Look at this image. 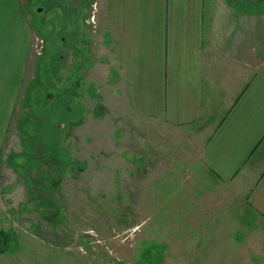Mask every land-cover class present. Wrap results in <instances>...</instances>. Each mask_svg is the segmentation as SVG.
<instances>
[{
    "label": "rangeland",
    "instance_id": "obj_1",
    "mask_svg": "<svg viewBox=\"0 0 264 264\" xmlns=\"http://www.w3.org/2000/svg\"><path fill=\"white\" fill-rule=\"evenodd\" d=\"M19 1L34 34L28 79H35L4 145L0 229L10 242L0 264H264V225L249 204L257 178L244 171L222 179L208 168L210 120L180 123L162 114L153 83L166 66L154 63L161 54L149 58L162 45L153 43L148 56V43L140 40L144 63H130L124 49L127 63L111 65L99 57L96 34L92 53L98 65L109 64L99 65L102 77L97 70L86 75L103 86L107 81L98 91L82 74L94 60L74 11L97 10L96 2ZM116 3L125 13L132 6L122 15L124 30L161 22L166 9H177L171 19L178 25L191 18L179 10L232 7L229 0ZM241 8L250 11L243 18L252 35L262 30L264 0L237 1ZM113 68L123 78L118 89ZM194 84L189 79L188 86Z\"/></svg>",
    "mask_w": 264,
    "mask_h": 264
},
{
    "label": "crops",
    "instance_id": "obj_2",
    "mask_svg": "<svg viewBox=\"0 0 264 264\" xmlns=\"http://www.w3.org/2000/svg\"><path fill=\"white\" fill-rule=\"evenodd\" d=\"M91 1L96 2L97 10L89 5L74 9L78 16V33L86 35L83 46L90 49L87 51L94 60L93 66L82 69L85 80L94 79L87 76L91 71L96 76V70L102 77L99 65L108 64L104 61L98 65L92 53L96 34L99 57L108 59L111 65L127 63L122 61L124 49L130 52V63L142 64L145 61L138 59L137 52L140 40L148 43V56L151 54L149 50L155 47L152 44L160 43L161 52L157 47V52L149 58L159 59L161 54V61L154 63L166 66L163 79H158H161L162 85L158 80L153 83V88L158 86L153 95L163 98L162 114L167 112L169 120L171 118L180 123L201 118L210 120L215 131L204 151L206 165L222 179L244 171L257 178L250 190L249 204L256 214L255 221L264 225V27L252 35L250 25L246 24L250 11L237 9V1L240 0H229L231 8L221 9L216 5L207 10L202 5L199 10L195 8L183 12L178 9L180 14L185 13L184 16L191 13L189 22H183V19L181 24L174 25L171 18L177 9H166L161 22L148 21L146 26L135 24L124 30L122 15L127 17L132 6L125 13L123 4L116 3L119 0ZM0 9L1 167L14 115L22 109L25 112L28 91L35 77L28 79L30 64L34 68V34L20 1L0 0ZM95 27L96 33L93 32ZM113 69L119 75L113 85L118 89L123 78L118 69ZM189 79L196 83L193 89L188 86ZM89 81L98 87V91L109 86L107 81L106 87L96 79ZM157 104L153 103V107ZM20 122L21 118L16 122L17 129ZM1 182L0 174V208ZM261 235L257 236L258 240H262Z\"/></svg>",
    "mask_w": 264,
    "mask_h": 264
},
{
    "label": "trees",
    "instance_id": "obj_3",
    "mask_svg": "<svg viewBox=\"0 0 264 264\" xmlns=\"http://www.w3.org/2000/svg\"><path fill=\"white\" fill-rule=\"evenodd\" d=\"M9 237H10V235L7 234V232L4 229H0V245L2 243L3 244L2 247L6 244H9V242H10ZM2 247H0V251L2 253L7 252V249H5L6 246H4V248H2Z\"/></svg>",
    "mask_w": 264,
    "mask_h": 264
},
{
    "label": "built area",
    "instance_id": "obj_4",
    "mask_svg": "<svg viewBox=\"0 0 264 264\" xmlns=\"http://www.w3.org/2000/svg\"><path fill=\"white\" fill-rule=\"evenodd\" d=\"M42 46H43V41L41 40V44H39V41H37L36 49L38 50V52H40V51H39V48H42ZM37 47H38V48H37Z\"/></svg>",
    "mask_w": 264,
    "mask_h": 264
},
{
    "label": "water",
    "instance_id": "obj_5",
    "mask_svg": "<svg viewBox=\"0 0 264 264\" xmlns=\"http://www.w3.org/2000/svg\"><path fill=\"white\" fill-rule=\"evenodd\" d=\"M40 11H42V9H40Z\"/></svg>",
    "mask_w": 264,
    "mask_h": 264
},
{
    "label": "flooded vegetation",
    "instance_id": "obj_6",
    "mask_svg": "<svg viewBox=\"0 0 264 264\" xmlns=\"http://www.w3.org/2000/svg\"><path fill=\"white\" fill-rule=\"evenodd\" d=\"M43 11V10H42Z\"/></svg>",
    "mask_w": 264,
    "mask_h": 264
}]
</instances>
